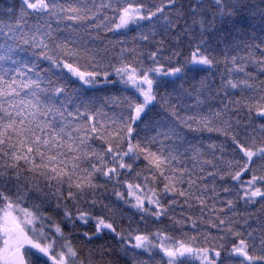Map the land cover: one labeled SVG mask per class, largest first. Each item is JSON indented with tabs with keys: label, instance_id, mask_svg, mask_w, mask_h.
Masks as SVG:
<instances>
[{
	"label": "snow or ice",
	"instance_id": "6c2138e0",
	"mask_svg": "<svg viewBox=\"0 0 264 264\" xmlns=\"http://www.w3.org/2000/svg\"><path fill=\"white\" fill-rule=\"evenodd\" d=\"M0 264H264V0H0Z\"/></svg>",
	"mask_w": 264,
	"mask_h": 264
},
{
	"label": "trees",
	"instance_id": "16d2710c",
	"mask_svg": "<svg viewBox=\"0 0 264 264\" xmlns=\"http://www.w3.org/2000/svg\"><path fill=\"white\" fill-rule=\"evenodd\" d=\"M132 33H130V35H131Z\"/></svg>",
	"mask_w": 264,
	"mask_h": 264
}]
</instances>
